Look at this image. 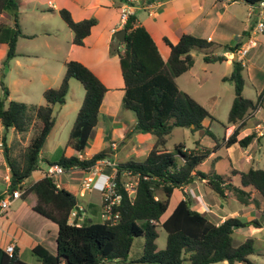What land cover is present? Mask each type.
<instances>
[{
    "label": "trees",
    "instance_id": "16d2710c",
    "mask_svg": "<svg viewBox=\"0 0 264 264\" xmlns=\"http://www.w3.org/2000/svg\"><path fill=\"white\" fill-rule=\"evenodd\" d=\"M152 1V0H147ZM254 6L264 0H243ZM19 0H0V16L11 13L14 26L0 21V49L7 46L5 63L19 57L17 46L24 37L19 24ZM53 11V10H50ZM58 14L73 33V43L83 46L97 20L92 18L76 22L71 13L61 9ZM125 31L123 49L117 52L124 80L122 106L134 114V134L152 135L156 142L145 161H128L117 164L115 182L123 198L115 212L116 222H81L77 194L64 186L58 187L55 178L46 176L36 183L25 186V182L40 170L41 152L54 126V109L66 104L70 81L81 83L85 91L82 106L69 135L67 145L74 151L84 153L93 130L99 123L101 107L108 92L99 78L84 64L77 61L66 63V73L58 88L47 89L44 105H28L10 101L8 88L1 84L0 120L6 133L3 135L4 159L10 170L8 192L21 191L20 199L40 216L55 223L58 228L56 254L38 245L32 250L39 264H128L136 239H143V253L129 264H254L250 257L256 255L253 240L240 246L233 244L236 230L246 227L262 228L259 220L243 221L239 217H228L217 225L206 215L192 208L189 200H181L174 210L169 211L174 192L195 182V177L222 201L235 200L241 205L255 209L264 220V169L251 168L242 172L231 169V176L215 172L204 174L197 169L213 154L228 150L235 145L247 149L253 142L260 143L261 137L251 133L240 139L248 116L264 108V90L256 102L243 96L245 81L241 62H233V71L224 82L234 85L235 99L230 109L227 124L235 126L234 132L219 140L205 120L215 121L209 111L191 95L182 91L177 78L190 71L195 65L194 51L205 54L207 64L225 63L223 56H215L217 48L236 53L240 46L229 47L208 42L191 35H183L177 44L167 38L165 44L170 54L165 60L149 31L139 25L136 15H130L120 31ZM119 31V32H120ZM33 127L38 133L20 153L8 142L13 131L23 139ZM226 127V126H225ZM201 131L213 142L214 147L189 150L178 145L173 152L167 149L169 137L175 129ZM262 137H264V132ZM110 158L109 149L91 159L61 156L49 166L59 165L66 172L81 170L91 172L98 162ZM135 182L134 194L126 188L127 179ZM236 180L239 182L236 183ZM103 193V192H102ZM5 197L0 195V200ZM103 204V203H102ZM103 205L101 207V211ZM76 213L75 217H72ZM167 233V245L160 250L157 245L159 229ZM0 264H27L18 253L8 256L0 250Z\"/></svg>",
    "mask_w": 264,
    "mask_h": 264
},
{
    "label": "crops",
    "instance_id": "0c3cea01",
    "mask_svg": "<svg viewBox=\"0 0 264 264\" xmlns=\"http://www.w3.org/2000/svg\"><path fill=\"white\" fill-rule=\"evenodd\" d=\"M49 1L53 3L54 7L48 5ZM19 2L21 7H26L27 11L37 15L28 25H24L22 30L24 37L20 39L28 42H40L35 49L21 52L18 51V42L17 52L19 57L12 61L19 65L20 59L32 60V64L28 66L31 71L39 70V67L44 68L42 73L38 74L40 77L38 81L31 74L28 77H23L22 80L26 86L28 84L26 87L28 88V94L31 92V86L37 82L38 87H41L39 89L40 97L43 99L39 104H42L43 101L45 104L44 92L47 89L58 88L61 85L66 73L65 65L70 61L84 64L108 90L101 107L99 123L93 130L84 153H79L69 147L67 145L69 139L61 142V138L57 136L52 142L50 152L46 153L42 150L40 155L41 161L46 162L49 166L48 161L53 162L61 156H74L81 160H88L97 153L109 149L110 158L106 162L111 165L102 168L97 179L98 184L92 192L81 196V185L89 175L85 171L72 170L68 172L67 175L70 177L72 175L70 173L79 172L77 175L79 180L63 177L60 178V183L57 182L58 187L64 186L82 199L79 201V211L82 212L81 222H87L90 219L95 222H102L103 188L101 183L115 174L117 164L132 160L145 161L156 142V138L152 135L134 134L135 116L122 106L124 80L117 52L122 50L123 46L116 38L117 33L122 29L120 27L122 10L127 8L130 15H136L139 25L144 26L149 31L165 60L169 57L170 50L164 39L167 38L171 43L177 44L183 35H191L220 46L235 47L239 45L242 48L251 37V29L257 15V11L243 0H19ZM61 9L68 10L76 22L92 18L97 20V25L93 27L83 46H77L73 43V33L64 22L65 26H62L56 20H54V23H50L46 19V14L59 15L58 11ZM43 11H47V13L44 14ZM0 21L7 26H14L13 18H7L5 14L0 16ZM256 41V47L250 50L244 60H241L237 53L217 48L213 51L214 55L223 56L227 61L225 63L207 64L204 61L205 54L198 51L200 54L197 55V51H194L192 53L195 57L194 67L177 78V84L178 80L182 78L187 87L193 86L197 82H205L206 79H203V75H207L206 69L218 64L224 65L232 73L233 62L237 60L244 67L245 87L243 96L246 95V86H248L254 90L256 96V99L251 101L256 102L258 96L264 90V33L258 35ZM7 51V46L0 49L1 63H5ZM230 75H226L224 78ZM74 81L71 80L69 83V93L74 88L79 96L72 102L71 106L67 98L66 104L60 106L58 112L56 111L59 106L55 107V126L45 146L55 134L57 135L58 130L56 129L59 125L61 128L65 127V130L68 129L69 134L71 133L85 96L84 89L82 91L78 90ZM1 84L3 83L0 80V86ZM9 92V100L12 101V93L10 90ZM184 92L195 98L189 91ZM217 99L215 93L210 97L214 104L218 103ZM234 99L235 97L231 100L230 109ZM64 111L67 115L65 117L62 115ZM249 118L253 121H250ZM127 120L129 121L128 124L126 123ZM204 125L211 129V123L208 120H205ZM244 125L240 139L254 132L261 137L262 141L264 138L262 137L264 132V108L256 114L248 116ZM235 128V126L227 124L225 137L228 138ZM5 133L4 130L3 134ZM13 137H15V133L10 131L8 142H11ZM260 143L255 141L247 149L235 145L225 151L231 158L232 151L239 148L242 151L239 158L241 166H249L255 158L253 155L248 156V153L255 146H259ZM121 146H123L124 151L122 156L120 155ZM234 166L237 170V166ZM42 172L45 173L46 171L43 170ZM7 175H10V170L6 166L3 150H0V195H4L8 190L9 184L5 181ZM43 177L44 174L34 183ZM59 177L55 178L56 181ZM25 186L29 185H26L25 182ZM178 190L182 193V200H189L193 209L206 215L217 225L222 224L228 217H239L243 221L256 220V217L261 218L258 212L251 207H246L238 202L234 203L232 200L227 204L222 203L217 196L205 187L198 177L195 178L193 184ZM20 200L15 201L6 216L0 219V248L4 249L7 245L15 244V251L20 257L27 251L32 253L33 248L40 245L50 253L56 254L58 251V226L34 212L22 200L18 204ZM263 226L264 224L260 229H263ZM257 243H260V241H257Z\"/></svg>",
    "mask_w": 264,
    "mask_h": 264
},
{
    "label": "rangeland",
    "instance_id": "374dc122",
    "mask_svg": "<svg viewBox=\"0 0 264 264\" xmlns=\"http://www.w3.org/2000/svg\"><path fill=\"white\" fill-rule=\"evenodd\" d=\"M42 12V11H40ZM44 14L47 13V11H43ZM41 14V13H40ZM5 16L7 18H13L11 13H5ZM46 19L49 20L50 23H54V20L59 22L62 26H65L63 21L60 19L59 15L57 14H46ZM37 15L34 13H30L26 10V7H21L19 10V24L21 29L23 30L24 25H28L34 18H36ZM40 41H23L22 39L19 40V47L18 51H27L28 49H35L37 44ZM196 54H200L198 51ZM29 64H32V60L28 59H20V64L18 65L15 61H10L9 63H1L2 70L0 68V80L1 82L11 91L12 97L14 101L25 103L28 105H44V101L42 104H39L42 102V98L40 97V90L41 87H38L37 82L33 84L30 88V94L27 93L25 82L22 80L23 77H28L29 74L34 75L36 81L39 80L38 74L42 73L43 67H39V70L31 71L28 69ZM232 69V67H231ZM207 70V75H203V79H206L205 82H197L193 84V86H185L184 79L178 80V85L182 91H189L193 96H195V100L200 102L211 114V116L215 119V121L208 120L209 123H211V130L216 135V137L219 140H223L226 138V130L225 126H227V119L228 114L230 110V103L231 100L235 97L234 92V85L230 82H224L223 79L226 75H230L231 70H227L224 65H216L214 67H209ZM2 74V75H1ZM76 86L78 87V90H83V86L80 82L74 81ZM1 89V86H0ZM215 93V95L218 97L217 104L213 103V100H210V97L212 94ZM81 94V93H80ZM79 96L77 90L74 88L70 91L68 95V103L70 106L72 105V102L76 100V98ZM246 96V97H245ZM244 97L246 99L255 100V92L253 89L246 86V95ZM38 98H41L40 100ZM61 108L58 107L57 111ZM65 111L63 112V116L65 115ZM131 114H133L131 112ZM250 121H253V119L249 118ZM249 121V120H247ZM127 124L129 121L127 120ZM57 135L55 134L54 137L50 139V141L47 143V145L44 147L43 152L49 153L51 150L52 142H54L55 137H60V141H67L69 139V130L64 128H61L60 125L57 127ZM38 133V128L33 127L30 134L27 135L24 139L21 136H17L15 134V137H13V140L9 142L10 145L17 144L14 146V153L15 155L20 153L24 148L28 146L33 136H35ZM200 143V148L205 147L208 149H212L214 147V142L208 137L203 134V132H192L189 129H175L171 136L169 137L167 149L171 152L175 150V147L178 145H184L187 149L192 150L197 148L196 143ZM241 150L238 148L235 151H232L231 158H229L228 154L225 150H221L217 152L215 155H212V157L203 163L197 171L209 174L211 172H215L218 175L222 176H231V169L235 168L234 165L237 166V170L242 172H247L251 168L254 169H264V138L262 139L259 146H255L252 148L250 153H248V156L253 155L254 162H251L250 165H244L241 166L240 164V155ZM124 154L123 146L120 148V155L122 156ZM7 166V165H6ZM39 171H36L32 174V176L26 181V185L33 184L40 176L43 174V170L47 171L48 166L46 162H40L39 163ZM236 169V168H235ZM79 173V172H78ZM78 173H70L72 174L71 177L68 176V172L64 175L60 176L57 180L58 183H60V178L65 177L66 179H75L79 180L77 177ZM238 183L239 181L236 180ZM127 183L130 186H133L135 182L133 179H127ZM209 190V189H208ZM133 195V193H131ZM216 196V195H215ZM219 198V197H218ZM220 199V198H219ZM79 201H81V198H78ZM182 200V193L179 190H176L171 198L169 211L165 215V218L168 217V215L174 210L176 205ZM220 201L224 204H227V201ZM234 203L236 202L234 199L232 200ZM22 202L21 200L18 201V204ZM255 219L259 220L262 224H264V221L261 218L256 217ZM159 239L157 241L158 248L160 250H164L167 245V233L163 229H159ZM260 239V240H258ZM248 240L254 241V246L256 250V255L251 256L250 260L254 264H264V226L263 229H257L254 227H246L241 230H236L233 234V244L237 247L242 244H244ZM257 241H260V243H257ZM144 242L143 239H136L133 244V248L131 250L128 264L135 259H138L142 253H143V247L142 243ZM21 260L24 261L27 264H39V261L37 257H35L31 252L27 251L23 253V255L20 256ZM217 264H227V263H217Z\"/></svg>",
    "mask_w": 264,
    "mask_h": 264
},
{
    "label": "built area",
    "instance_id": "2783aa9c",
    "mask_svg": "<svg viewBox=\"0 0 264 264\" xmlns=\"http://www.w3.org/2000/svg\"><path fill=\"white\" fill-rule=\"evenodd\" d=\"M50 7H54L51 1L48 2ZM254 10L257 11L256 20L251 29V37L248 42L242 46L236 53L241 60H244L245 56L250 52L252 48H255L257 45L256 37L260 34L264 33V1L260 2L257 5L252 6ZM130 16V12L127 8H124L121 12L120 16V27L123 28L126 24L128 18ZM5 128L0 120V150L4 149L3 142V132ZM110 163L106 161L98 162L95 168L89 172L88 176L84 179L81 185V196H84L86 193H90L94 190L96 184H98L99 173H101L102 168L104 166H109ZM113 167V166H112ZM65 173V170L59 165L48 166L46 171V176L57 178ZM117 170L115 167V174L113 176H109L107 180L101 183L103 188V209H102V220L103 221H112L116 222L119 219V214L115 212V208L118 207L122 201V194L119 192L117 184L115 182ZM11 176L7 175L5 177V181L10 186ZM9 188V187H8ZM129 190L130 194L135 192L134 186H130L129 184L126 186ZM22 195L21 191H14L13 193L5 192V197L0 200V219L6 216L7 212L10 210L12 204L19 200ZM76 213H73L72 217H75ZM8 256H12L15 253V244L7 245L4 249H1Z\"/></svg>",
    "mask_w": 264,
    "mask_h": 264
},
{
    "label": "water",
    "instance_id": "95a60500",
    "mask_svg": "<svg viewBox=\"0 0 264 264\" xmlns=\"http://www.w3.org/2000/svg\"><path fill=\"white\" fill-rule=\"evenodd\" d=\"M125 35H126V32L123 30L117 33L116 38L120 43H123L125 41Z\"/></svg>",
    "mask_w": 264,
    "mask_h": 264
}]
</instances>
